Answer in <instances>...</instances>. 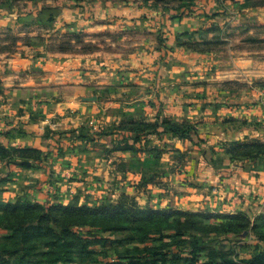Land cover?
<instances>
[{"label":"rangeland","instance_id":"rangeland-1","mask_svg":"<svg viewBox=\"0 0 264 264\" xmlns=\"http://www.w3.org/2000/svg\"><path fill=\"white\" fill-rule=\"evenodd\" d=\"M112 1L178 10L192 8L196 0ZM233 1V11L264 5V0ZM81 2L0 0V9L66 8ZM41 24L37 30L0 27V53L27 57L36 53L44 63L50 52L87 49L93 40H102L81 31L52 30L48 20ZM225 27L214 23L218 35L211 37L208 31L198 41L191 35L186 45L220 49L235 38L248 41L251 52L264 51V18L256 31L259 35L251 28ZM1 84L0 107L11 106L14 100L7 96L13 90L6 91ZM256 85L264 87L261 81L252 83ZM153 103L148 119L141 117L140 109L132 118L122 111V129L102 126L100 116V122H90L91 130L79 129L77 135L62 126L51 129L57 132L54 148L40 150L3 142L21 132L7 129L14 125L12 117L0 115V264H106L117 258L127 262L132 256H146L147 264H264V212L257 213L254 203L242 204L238 197H230L228 203L221 193L198 195L196 185H188L195 184L188 177L194 166L191 160L205 138L195 146L179 142H196L193 132L210 120L170 119L163 115L159 98ZM235 151L237 157L261 152L264 143H244ZM143 157L167 163L159 164L164 167L160 169L133 171L130 161ZM81 208L86 210L79 212ZM41 217L44 221L39 223Z\"/></svg>","mask_w":264,"mask_h":264},{"label":"crops","instance_id":"crops-1","mask_svg":"<svg viewBox=\"0 0 264 264\" xmlns=\"http://www.w3.org/2000/svg\"><path fill=\"white\" fill-rule=\"evenodd\" d=\"M234 2L196 0L192 8L168 10L142 3L82 0L81 5L66 8L0 9L1 28L37 30L42 20H48L52 30L81 31L102 39L93 40L87 49L50 52L44 63L36 53L29 57L0 53V83L6 91L13 90L7 97L14 100L11 106L0 107V115L12 117L10 125H14L7 129L21 132L3 142L17 148L51 149L57 134L51 129L62 126L77 135L79 129L91 130L90 122L99 121V116L102 126L122 129V111L132 118L140 109L141 117L148 119L153 99L159 98L163 115L170 119L210 120L193 132L196 142L177 139L195 146L205 138L191 160L194 166L188 177L195 184L188 185H196L197 193H221L228 203L238 197L242 204L254 203L256 212L263 213L264 153L234 154L244 143H264V87L252 86L264 83V51L251 52L248 41L235 38L220 49L186 45L191 35L197 41L208 31L211 37L218 35L214 23L231 31L254 25L251 30L259 35L264 5L233 11ZM155 76L159 77L153 89ZM165 162L153 157L130 161L137 173L164 168L159 164Z\"/></svg>","mask_w":264,"mask_h":264},{"label":"trees","instance_id":"trees-1","mask_svg":"<svg viewBox=\"0 0 264 264\" xmlns=\"http://www.w3.org/2000/svg\"><path fill=\"white\" fill-rule=\"evenodd\" d=\"M171 131H175V129H173L172 127L170 128ZM257 154H261V153H264V151H261V152H256ZM256 153H247L245 154L246 156H250V157H253ZM256 154V155H257ZM83 210H86L84 208H81L79 209L78 211L79 212H83ZM85 216V215H84ZM72 218V217H71ZM35 220V219H34ZM39 223H41L42 221H44V218H38ZM55 222H58V220H54ZM86 221V220H84ZM247 232H244L243 234H246ZM164 257V255L162 256ZM118 259V260H117ZM114 262H107L106 264H147L148 263V259L146 258V256H141V257H137V258H134L133 256L132 257H129L127 258V262H122L121 258H117ZM152 263H155V262H152ZM103 264V263H101ZM196 264H207V263H199L197 262Z\"/></svg>","mask_w":264,"mask_h":264}]
</instances>
